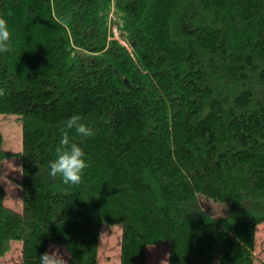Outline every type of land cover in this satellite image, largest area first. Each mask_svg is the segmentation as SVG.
<instances>
[{"label":"trees","instance_id":"16d2710c","mask_svg":"<svg viewBox=\"0 0 264 264\" xmlns=\"http://www.w3.org/2000/svg\"><path fill=\"white\" fill-rule=\"evenodd\" d=\"M11 13V15H9ZM0 114L21 121V211L4 204L0 258L54 244L98 264L101 228L121 226L119 264H255L264 226V0H0ZM115 27V30H113ZM88 167L49 175L61 129ZM201 197L215 208H207ZM264 264V260L262 261Z\"/></svg>","mask_w":264,"mask_h":264},{"label":"rangeland","instance_id":"374dc122","mask_svg":"<svg viewBox=\"0 0 264 264\" xmlns=\"http://www.w3.org/2000/svg\"><path fill=\"white\" fill-rule=\"evenodd\" d=\"M0 131L3 136V148L11 153H19L22 149V126L18 117L10 114H0ZM21 175L22 163L19 157L12 156L2 162L0 183L5 191L4 204L16 211L22 209L21 190L17 185ZM201 200L207 208H215L210 200L204 197H201ZM257 236L255 250L257 262L255 264H262L264 260V226L258 229ZM120 240V225H105L101 228L98 264H119ZM52 245L58 247L61 253L65 252L62 247ZM168 246L167 242L161 245L147 246L146 264H167ZM21 247L22 243L20 241H12L9 252L0 258V264H22ZM49 251H51V248H49ZM65 258L69 260V256Z\"/></svg>","mask_w":264,"mask_h":264},{"label":"clouds","instance_id":"9594fccd","mask_svg":"<svg viewBox=\"0 0 264 264\" xmlns=\"http://www.w3.org/2000/svg\"><path fill=\"white\" fill-rule=\"evenodd\" d=\"M11 15V13H9ZM11 32L8 22L0 17V53L11 52ZM5 95L4 89L0 88V97ZM83 137H91L94 132L85 123L81 122L79 115H72L67 119L64 127L61 129V139L59 146L55 149L56 158L49 162V175L53 179L59 176L65 185L76 186L82 182L85 169L89 166L85 159V152L75 142H72L69 136V130ZM51 251H45L39 257V264H68L65 258L70 252L65 250L61 253L58 247L49 246Z\"/></svg>","mask_w":264,"mask_h":264},{"label":"built area","instance_id":"2783aa9c","mask_svg":"<svg viewBox=\"0 0 264 264\" xmlns=\"http://www.w3.org/2000/svg\"><path fill=\"white\" fill-rule=\"evenodd\" d=\"M113 30H115V27H113Z\"/></svg>","mask_w":264,"mask_h":264}]
</instances>
